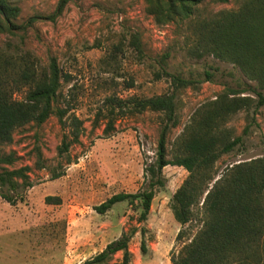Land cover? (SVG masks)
<instances>
[{
    "label": "rangeland",
    "instance_id": "rangeland-1",
    "mask_svg": "<svg viewBox=\"0 0 264 264\" xmlns=\"http://www.w3.org/2000/svg\"><path fill=\"white\" fill-rule=\"evenodd\" d=\"M11 1L21 7L17 20L21 23L34 15H52L60 0ZM239 5L240 0H205L199 15L211 16ZM134 32L142 37L143 57L130 44V34ZM188 34L186 26L157 23L146 12L145 0H71L56 19L37 21L22 36L0 34L1 49L29 52L41 69L48 68L51 57L57 58L62 72L58 105L67 109L63 122L54 114L42 124L32 122L17 128L11 143H0V158L11 154L15 158L12 164L0 160V172L28 166L33 182L25 199L17 204L2 196L10 191L0 185V220L4 221L1 227L8 228L9 220L21 221L20 226L18 222L14 225L22 231L19 240L25 247L24 252L15 238L0 234V253H4L2 247L17 244V251L24 256L16 264H80L132 227H138L129 242L131 264H172L170 253L179 248L176 236L181 225L174 218L171 197L188 176L184 167L163 168L165 184L155 188L156 196L145 222H138L137 211L127 202L106 213L97 212L95 207L116 193H136L148 187L145 168L156 158L160 114L145 111L118 116L114 129L106 132L109 118L105 104L110 96H152L170 91L168 78H157L155 74L161 55L170 52L168 71L201 78L209 70L214 75L211 81L179 91L180 124L168 137L169 158L198 107L216 99L225 87L245 89L248 84H255L233 63L212 56L191 58L186 52ZM129 82H134V86L128 87ZM24 92L19 91L14 97L22 99ZM243 95L257 101L250 90ZM74 117L82 121L78 139L73 134ZM228 126L243 140L217 161L219 175L235 163L264 155V105L237 112ZM64 139L70 141L69 150L60 153ZM54 172L63 174L53 178ZM49 195L60 202L47 203L45 198ZM197 215L199 208H195L191 223L194 231L200 226ZM141 227L145 232H141ZM143 240L146 252L142 250ZM10 251L17 252L13 248L9 254ZM2 254L0 263L4 264ZM121 259L122 252H118L106 264H116Z\"/></svg>",
    "mask_w": 264,
    "mask_h": 264
},
{
    "label": "trees",
    "instance_id": "trees-1",
    "mask_svg": "<svg viewBox=\"0 0 264 264\" xmlns=\"http://www.w3.org/2000/svg\"><path fill=\"white\" fill-rule=\"evenodd\" d=\"M71 0H60L52 15H34L18 23L21 7L11 0H0V34L22 36L40 20L56 19ZM228 2L229 0H214ZM146 12L159 24L186 26V52L194 59L212 56L233 63L255 84L245 89L225 87L216 99L202 104L192 114L190 121L177 138L168 157V137L180 124L177 111L178 93L195 87L203 81H211L213 72L205 70L202 77L183 72L168 71L170 52L160 56L157 78L166 77L171 90L152 96L132 95L126 98L110 96L105 104L109 118L106 132L114 129L118 116L154 111L160 115V130L156 158L145 168L148 187L136 192H120L95 207L106 213L123 202L137 211L139 223L147 221L156 187L165 184L163 168L178 165L188 171V176L171 197V209L181 225L176 236L179 248L171 250L172 264H264V155L235 163L220 175L216 163L242 143L243 136L235 135L228 123L241 110L249 111L264 105V0H240L236 9H223L211 16L199 15L205 0H145ZM23 32V33H22ZM130 44L144 56L142 37L130 34ZM129 82L128 87H133ZM62 87V72L56 57H51L47 69L40 68L29 53H14L0 48V143H11L17 128L29 123H44L52 115L60 121L67 113L58 105ZM25 90L22 99L14 95ZM247 90L257 96L243 95ZM78 139L82 121L74 117L72 122ZM70 141L63 140L60 153L69 150ZM12 164L14 155L0 158ZM43 165H41L42 167ZM28 166L6 169L0 172V185L12 193H2L11 204L25 199L26 190L33 186ZM54 172L53 178L62 175ZM18 179H21L20 183ZM23 188L22 190H20ZM47 203H59L55 196H47ZM195 208L200 209V226L191 227ZM138 227L123 233L106 247L80 264H106L115 254L122 252L116 264H131L129 242ZM141 232L145 229L141 227ZM146 252V242H142Z\"/></svg>",
    "mask_w": 264,
    "mask_h": 264
},
{
    "label": "crops",
    "instance_id": "crops-1",
    "mask_svg": "<svg viewBox=\"0 0 264 264\" xmlns=\"http://www.w3.org/2000/svg\"><path fill=\"white\" fill-rule=\"evenodd\" d=\"M3 222L4 221L0 220V234H1V236L4 237V238H10V236H12L13 238H15L17 240L19 245L22 244V242L19 240L22 231L17 228L18 226L14 225V223H16V222H18V223L20 222L21 223V221H19V220H14V221L13 220H9L8 221L9 222L8 223V225H9L8 228H2L1 227L3 225ZM20 223H19V226L21 225ZM5 227H7V226H5ZM9 242H12V241H10V239H9ZM19 245L12 244L10 246L2 247L4 249V253L3 254L0 253V255L2 254V256L4 258V264H16L18 258L21 259V260L23 259L24 253L20 254L17 251L18 248H19ZM22 246H23V249H24V252H25V247H24L23 244H22ZM12 248H13L14 251H17V252L16 253L14 252L12 254V252L10 251V254H9V250H11ZM12 257H14V259H12Z\"/></svg>",
    "mask_w": 264,
    "mask_h": 264
}]
</instances>
